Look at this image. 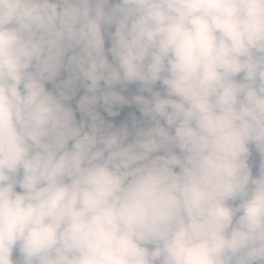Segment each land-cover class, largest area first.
<instances>
[{
  "label": "clouds",
  "instance_id": "clouds-1",
  "mask_svg": "<svg viewBox=\"0 0 264 264\" xmlns=\"http://www.w3.org/2000/svg\"><path fill=\"white\" fill-rule=\"evenodd\" d=\"M0 264H264V0H0Z\"/></svg>",
  "mask_w": 264,
  "mask_h": 264
},
{
  "label": "trees",
  "instance_id": "trees-1",
  "mask_svg": "<svg viewBox=\"0 0 264 264\" xmlns=\"http://www.w3.org/2000/svg\"><path fill=\"white\" fill-rule=\"evenodd\" d=\"M134 111H135L134 108H133V109L125 108V109L123 110V113H122V114H128V113H131V112H134Z\"/></svg>",
  "mask_w": 264,
  "mask_h": 264
},
{
  "label": "rangeland",
  "instance_id": "rangeland-1",
  "mask_svg": "<svg viewBox=\"0 0 264 264\" xmlns=\"http://www.w3.org/2000/svg\"><path fill=\"white\" fill-rule=\"evenodd\" d=\"M124 115H126V114H122V118H123ZM137 115H138V113H137ZM117 119H119V118H117ZM254 163L258 164V159H256V160L254 161Z\"/></svg>",
  "mask_w": 264,
  "mask_h": 264
}]
</instances>
